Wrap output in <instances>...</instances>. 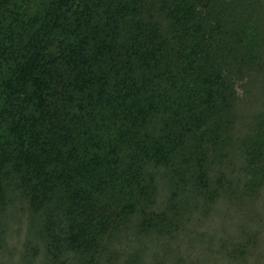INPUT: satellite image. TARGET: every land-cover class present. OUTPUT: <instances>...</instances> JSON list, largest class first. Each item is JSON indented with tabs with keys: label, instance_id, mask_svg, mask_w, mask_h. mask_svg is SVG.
<instances>
[{
	"label": "trees",
	"instance_id": "16d2710c",
	"mask_svg": "<svg viewBox=\"0 0 264 264\" xmlns=\"http://www.w3.org/2000/svg\"><path fill=\"white\" fill-rule=\"evenodd\" d=\"M262 246L264 0H0V264Z\"/></svg>",
	"mask_w": 264,
	"mask_h": 264
},
{
	"label": "rangeland",
	"instance_id": "374dc122",
	"mask_svg": "<svg viewBox=\"0 0 264 264\" xmlns=\"http://www.w3.org/2000/svg\"><path fill=\"white\" fill-rule=\"evenodd\" d=\"M11 245L13 246V249H16V252L18 254L25 249L24 239L23 240L19 239V242L16 239L12 240ZM250 264H264V246H262V248H259L257 250Z\"/></svg>",
	"mask_w": 264,
	"mask_h": 264
}]
</instances>
